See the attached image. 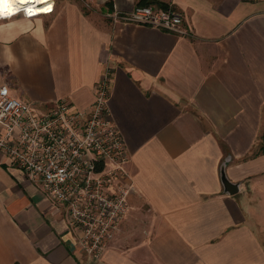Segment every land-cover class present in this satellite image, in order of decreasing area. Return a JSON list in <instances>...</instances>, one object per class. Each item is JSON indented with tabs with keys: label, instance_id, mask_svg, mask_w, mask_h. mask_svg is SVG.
<instances>
[{
	"label": "crops",
	"instance_id": "1",
	"mask_svg": "<svg viewBox=\"0 0 264 264\" xmlns=\"http://www.w3.org/2000/svg\"><path fill=\"white\" fill-rule=\"evenodd\" d=\"M138 1L54 0L50 14L0 19L12 96L86 108L110 75L133 188L91 259L65 207L0 153V264H264V0H157L183 13L186 35L112 17Z\"/></svg>",
	"mask_w": 264,
	"mask_h": 264
},
{
	"label": "built area",
	"instance_id": "2",
	"mask_svg": "<svg viewBox=\"0 0 264 264\" xmlns=\"http://www.w3.org/2000/svg\"><path fill=\"white\" fill-rule=\"evenodd\" d=\"M19 7L0 19L22 15L33 18L52 13ZM115 20L186 35L179 10L155 5L136 6ZM109 74L96 84L94 100L77 108L62 99L45 109L14 97L8 85L0 87V153L38 186L54 203L63 205L69 228L77 232V246L99 259L119 231L132 185L127 182L129 154L108 107Z\"/></svg>",
	"mask_w": 264,
	"mask_h": 264
},
{
	"label": "bare ground",
	"instance_id": "3",
	"mask_svg": "<svg viewBox=\"0 0 264 264\" xmlns=\"http://www.w3.org/2000/svg\"><path fill=\"white\" fill-rule=\"evenodd\" d=\"M19 7H25L29 12L45 13L52 8V0H29L27 3H20V0H8L7 3L0 4V12L9 13Z\"/></svg>",
	"mask_w": 264,
	"mask_h": 264
},
{
	"label": "water",
	"instance_id": "4",
	"mask_svg": "<svg viewBox=\"0 0 264 264\" xmlns=\"http://www.w3.org/2000/svg\"><path fill=\"white\" fill-rule=\"evenodd\" d=\"M224 167H225V163L222 165V168H221V182L223 185V189H224L225 193L233 195V194L237 193L239 190L238 184L232 183L231 181H229V179L225 175Z\"/></svg>",
	"mask_w": 264,
	"mask_h": 264
},
{
	"label": "trees",
	"instance_id": "5",
	"mask_svg": "<svg viewBox=\"0 0 264 264\" xmlns=\"http://www.w3.org/2000/svg\"><path fill=\"white\" fill-rule=\"evenodd\" d=\"M148 5H155L162 9H167L169 7L168 4L159 2L157 0H139L137 2V6H148Z\"/></svg>",
	"mask_w": 264,
	"mask_h": 264
},
{
	"label": "snow or ice",
	"instance_id": "6",
	"mask_svg": "<svg viewBox=\"0 0 264 264\" xmlns=\"http://www.w3.org/2000/svg\"><path fill=\"white\" fill-rule=\"evenodd\" d=\"M7 2H8V0H0V4H4V3H7ZM27 2H29V0H20V3H27Z\"/></svg>",
	"mask_w": 264,
	"mask_h": 264
}]
</instances>
